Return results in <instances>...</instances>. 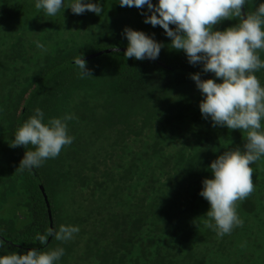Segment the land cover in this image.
<instances>
[{"label": "trees", "instance_id": "1", "mask_svg": "<svg viewBox=\"0 0 264 264\" xmlns=\"http://www.w3.org/2000/svg\"><path fill=\"white\" fill-rule=\"evenodd\" d=\"M36 2L0 0V255L62 247L57 264H264V157L250 165L254 192L238 202L243 226L222 238L206 226L210 204L200 192L213 178L210 164L246 142L245 132L213 127L200 111L203 95L191 74H214L173 50L162 27L145 23L146 7L91 0L102 13L78 15L64 0L48 16ZM262 2L248 0L245 11ZM126 27L162 43L159 57L127 59ZM81 54L93 77L81 78ZM256 75L264 86V69ZM36 108L45 122L73 114L74 141L41 167L20 171L34 149L10 144ZM38 177L52 227L80 228L72 240L35 239L51 227Z\"/></svg>", "mask_w": 264, "mask_h": 264}, {"label": "clouds", "instance_id": "2", "mask_svg": "<svg viewBox=\"0 0 264 264\" xmlns=\"http://www.w3.org/2000/svg\"><path fill=\"white\" fill-rule=\"evenodd\" d=\"M121 7L147 9L141 14L145 23L160 26L171 38V48L183 51L192 65L202 64L204 73L215 78L201 79L199 72L191 74L203 99L199 107L205 119L211 118L213 127L246 133L243 150L239 147L224 151L210 164L213 178L203 180L200 195L208 201L206 226L222 238L234 228L243 226L238 215V202L247 199L255 190L254 169L250 166L264 157V86L256 72L264 69L260 52L264 51V2L254 10H246L248 0H120ZM64 6V0H37V10L55 16ZM74 14L86 11L100 15L103 7L91 0H73L69 6ZM150 13V14H149ZM238 19V23L224 30L217 25L225 20ZM175 26V27H173ZM128 44L124 56L136 60L159 57L164 45L143 31L126 27L123 31ZM37 47L44 46L37 42ZM119 52L118 48L113 49ZM81 78L91 76L83 55L75 58ZM222 82H217V81ZM73 114L53 117L44 121V112L35 109L15 133L10 147L29 145L18 170L31 171L41 167L48 159L57 158L62 149L70 146L74 137L69 134L68 121ZM214 222V223H213ZM80 228L61 224L58 230L49 227L46 234H37L41 245L48 238L67 242L78 234ZM65 254L62 247L55 249L32 248L26 252L0 255V264H57Z\"/></svg>", "mask_w": 264, "mask_h": 264}, {"label": "water", "instance_id": "3", "mask_svg": "<svg viewBox=\"0 0 264 264\" xmlns=\"http://www.w3.org/2000/svg\"><path fill=\"white\" fill-rule=\"evenodd\" d=\"M169 67V66H168ZM62 68H59L58 70H56V71H54L52 74H55L57 71H59V70H61ZM47 78H49V77H47ZM41 85V84H40ZM39 85V86H40ZM38 88H35L34 89V91H33V93L31 94V96L35 93V91L37 90ZM30 96V97H31ZM29 97V98H30ZM38 176V175H37ZM38 179V184H39V187L41 188V191H42V193H43V195H44V197H45V200H46V202H47V205H48V209H49V217H50V221H51V227H52V225H53V219H52V214H51V210H50V205H49V202H48V196H47V193H46V191H45V187H44V185H43V183H42V181H41V179L38 177L37 178Z\"/></svg>", "mask_w": 264, "mask_h": 264}, {"label": "rangeland", "instance_id": "4", "mask_svg": "<svg viewBox=\"0 0 264 264\" xmlns=\"http://www.w3.org/2000/svg\"><path fill=\"white\" fill-rule=\"evenodd\" d=\"M248 8H249V11L253 10V9H252L251 7H249V6H248Z\"/></svg>", "mask_w": 264, "mask_h": 264}]
</instances>
